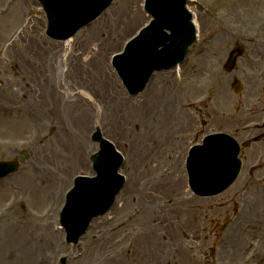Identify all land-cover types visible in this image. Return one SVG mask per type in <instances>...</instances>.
Wrapping results in <instances>:
<instances>
[{"label":"rangeland","instance_id":"1","mask_svg":"<svg viewBox=\"0 0 264 264\" xmlns=\"http://www.w3.org/2000/svg\"><path fill=\"white\" fill-rule=\"evenodd\" d=\"M143 1L115 0L64 45L45 36L37 0H0V161L20 164L18 174L0 181V264H63L62 258L66 264L263 262L245 253L264 254V0H190L198 41L186 63L157 73L147 93L132 98L111 59L149 22ZM236 48L244 54L228 73L224 66ZM196 63L203 66L198 73ZM48 65L61 86L46 80ZM33 75L40 90L48 86L56 94L50 111L44 99L33 98L32 109L27 96L16 94L23 79L30 89L36 85ZM235 80L243 86L238 95ZM61 100L68 101L66 113L58 109ZM85 109L89 123L80 124L74 111L79 119ZM97 127L126 158L127 188L79 244L67 245L56 228L60 209L73 179L93 174L89 156L98 151L91 141ZM219 131L244 144L242 175L226 193L198 199L183 163L191 145ZM153 138L159 150L145 157ZM70 155L86 165L74 167ZM144 178L155 180L145 184ZM134 182L142 183L139 193Z\"/></svg>","mask_w":264,"mask_h":264},{"label":"water","instance_id":"2","mask_svg":"<svg viewBox=\"0 0 264 264\" xmlns=\"http://www.w3.org/2000/svg\"><path fill=\"white\" fill-rule=\"evenodd\" d=\"M45 4V8L49 13V19L51 22V27L55 32L67 33L70 36L74 35L77 30L85 24L88 17L84 16L85 12L90 9V5L87 4L88 0H42ZM109 0H97L94 3V7L96 10L101 8L104 4H106ZM85 3V4H84ZM83 4V5H82ZM82 9L84 12L79 13L76 9ZM151 8L157 11L160 15V20L165 22L169 20V23H163V26L168 27L169 25L173 26L177 32L172 31L170 36H163L160 46H163V49L175 52V56H173L170 60H174L175 58L183 55L187 51V46L189 42H192L191 33L188 34V29L185 31V22L186 18H181L179 10H162L157 6L155 8L154 4L151 3ZM156 27V26H155ZM154 29V28H153ZM167 29V28H164ZM162 31L163 28L161 27ZM182 30L186 33L182 34ZM153 34L149 33L148 36L144 39L146 41L147 38H150ZM162 49V50H163ZM158 54V52H157ZM141 56V53L132 46L128 53L125 55V65L130 66L132 63H135L130 67L124 68L125 72H129L130 77H136L137 75L143 77L152 67L150 63H146L145 61L138 60ZM235 62V55L232 57V60L229 64V69L233 67ZM219 136V135H218ZM217 136V137H218ZM216 137V136H214ZM213 138V137H212ZM99 141L103 143L102 138H99ZM230 154H233V158H235L237 154V149L228 150ZM212 162V159H211ZM16 165H9L7 163H0V172L2 171H11L15 168ZM212 169V167H211ZM235 172V171H234ZM234 172L232 174H234ZM103 204L101 198L98 194L91 193H79V195L75 196L74 201L69 205L66 215L63 217V222L66 224L69 232L71 233V240L74 237L79 236L86 231L89 222L93 218L94 214ZM76 225H79L78 230L76 229Z\"/></svg>","mask_w":264,"mask_h":264},{"label":"bare ground","instance_id":"3","mask_svg":"<svg viewBox=\"0 0 264 264\" xmlns=\"http://www.w3.org/2000/svg\"><path fill=\"white\" fill-rule=\"evenodd\" d=\"M70 43V42H69ZM39 62L40 61H38V64H39ZM56 63V62H55ZM40 65V67H42V63H40L39 64ZM55 66V65H54ZM48 67H49V70L47 69L46 71H45V77H46V80H48V81H51L52 79H53V82H55V79H57L56 77H53V76H55V73H56V70H55V67H54V69H52L51 68V66L50 65H48ZM192 68H196V70H197V73L201 70V69H203V66L202 65H198L197 63L196 64H194L193 65V67ZM94 69L95 68H93V71H94ZM12 72V71H11ZM14 73V72H13ZM40 73H42L41 72V70H40ZM49 73V74H48ZM15 76H16V74H15ZM34 76V75H33ZM50 76H52V77H50ZM22 78H24L23 76H22ZM16 79L18 80V82H19V78L16 76ZM34 83L36 84L35 86L33 85V87H32V89H34V90H32V89H30V87L26 84V80L25 79H23V83H24V89H19L20 87H21V85L18 83V86L16 85V87L18 88V90H16V94H21L22 96H27L28 97V99H30V101H32V102H29V104H30V107H32V109H35L36 107H37V104L34 102V100H33V98L34 99H44L45 100V102H44V107L48 110V111H50L51 109H52V107L56 104V100L54 101V98L56 97V94L54 93V91H55V87L53 88V93L54 94H52V92H51V90L48 88V86H46V88H44V90H40L41 89V82L39 83V78H38V76H34ZM11 81V80H10ZM33 82V81H32ZM31 82V83H32ZM55 84V83H54ZM40 88V89H39ZM119 93H120V91H117V94L119 95ZM114 94L116 95V93L114 92ZM223 95V94H222ZM51 96H53V98L52 99H49V97L51 98ZM163 97V96H162ZM165 97V96H164ZM164 97H163V100H164ZM222 98H224V97H222ZM46 104V105H45ZM188 104V103H187ZM71 106V105H70ZM58 109L60 110V112H67L68 110H69V106H68V103L66 102V101H64V100H61V102H60V105L58 106ZM71 112H73V107H71ZM4 111V110H3ZM78 113H79V111H78ZM78 113L76 112V111H74V116H76L77 115V117H75L76 118V121L78 122H80V124H82V123H89V116H90V112L88 111V109H85L84 111H83V113H82V116H81V118H79V119H77L78 118ZM149 127H151V124H150V126ZM142 128H144V126L143 127H141V129ZM128 129V128H127ZM148 131H149V134H147V136H150V137H156L155 136V134H154V131L153 130H149L148 128H146ZM128 131H129V129H128ZM145 135V134H144ZM129 139L131 140L132 138H131V136L129 135ZM156 138H153L152 140H151V143L149 144V149L151 150V151H149V150H143L142 152V154L144 155L145 154V157L147 156H149V153L151 152V154L152 153H157L158 152V147H157V145H156ZM81 145H83V144H85L86 143V140L85 139H81L80 140V142H79ZM147 152V153H146ZM71 156V158H72V160L70 161V163L71 164H73L74 165V167H80V166H84V165H86L85 164V162L83 161V158H81V157H79V156H73L72 157V155H70ZM184 164V163H183ZM125 165V164H124ZM123 168V167H122ZM65 169H66V165H65ZM155 179L154 178H150V179H148V178H144V182H142V183H148V184H151V182H153ZM218 180L219 181H221V180H223V178H218ZM65 181V180H64ZM214 181V179H212V180H210V182H213ZM129 183H130V180H129ZM128 183V184H129ZM142 183H135L134 182V184H133V188H134V190H133V192H135V193H139V192H136L137 190H141V188L139 187L140 185H142ZM126 188H127V186H126ZM56 194L57 193H54V194H52V198H54L55 199V197H56ZM193 197V196H192ZM262 198H263V196H262ZM193 199V198H192ZM198 199H200V198H198ZM196 201L198 202L199 200H197L196 199ZM262 202H264V201H262ZM257 204H259V203H257ZM257 206V205H256ZM260 207H262V206H260ZM134 211V207H133V209H132V211H131V216L134 214V213H132ZM254 211V210H253ZM47 235V234H46ZM48 236V238L49 237H51V236H49V235H47ZM52 240V239H51ZM53 241V240H52ZM259 241H261L260 239H259ZM80 243V242H79ZM47 249V246H44V249H43V253L45 252V251H47L46 250ZM239 250V249H238ZM255 250H252L250 253H245L246 255H248V257H250L252 260H254L256 263H259V261H263L262 263H260V264H264V254H262L261 256H259L258 258H256V257H254V254H253V252H254ZM235 252H237V250L236 251H234L233 252V255L235 256L236 254H235ZM249 255H251V256H249ZM165 264H168V260L167 261H165Z\"/></svg>","mask_w":264,"mask_h":264}]
</instances>
